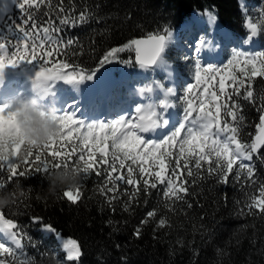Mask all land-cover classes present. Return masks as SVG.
Returning <instances> with one entry per match:
<instances>
[{
	"label": "trees",
	"instance_id": "obj_1",
	"mask_svg": "<svg viewBox=\"0 0 264 264\" xmlns=\"http://www.w3.org/2000/svg\"><path fill=\"white\" fill-rule=\"evenodd\" d=\"M59 3L60 0H51V11L48 5L28 9L33 18L26 28L31 30L33 23L42 28L49 20L60 28L59 32L51 33L59 39V43L52 47H58L60 54L44 57L42 62H47L45 67H52V62L57 65L67 63L69 68L62 70L65 73L75 68L77 72H95L94 76L108 73L119 77L125 71L132 74L139 67L135 63L133 49L119 52L102 67L99 61L112 48L123 47L133 39L175 31L193 12L211 14L218 24L244 45L254 38L249 40L250 30L246 27L247 17L240 8V0H63L69 14L79 16L81 12L87 13V21L75 25H60L56 16V5ZM244 4L246 9L254 8L253 15L259 28L256 37L259 53H264V0H244ZM26 19L25 11L18 5L0 26V40L12 42L9 53L16 50V41L22 36L17 29ZM69 39L73 43L65 47ZM20 47L22 49L23 45ZM172 53H167L166 62L169 65L179 70L187 67L188 72L193 73L194 66L188 58L182 61ZM229 54L224 49L220 62L225 61ZM17 67L33 70L39 65L34 61L32 65L22 63ZM151 74V79L161 82V76L155 72ZM235 75L240 74L237 71ZM226 83L230 85L231 81ZM252 90L254 100L244 99L243 89L240 94L228 97L229 104L240 105L243 121L239 135L247 143L254 139L260 116L264 114L260 111L264 107V77L253 79ZM226 91L231 93L232 87ZM221 118L233 123L231 117L222 115ZM0 133H3V126H0ZM60 144L61 155L55 159L63 166L68 150L65 142ZM55 147V144H50V151ZM260 154L264 155V148ZM90 155L85 150V160L93 163L95 168L99 153L91 160L88 159ZM108 158L111 159L110 156ZM46 159H53L50 152L46 153ZM66 162L73 167L83 164L78 151L68 154ZM250 163L254 165L251 180L243 174L241 179H233L235 166L227 183H219L215 176L209 177L206 171H202L199 178H187L189 194H182L184 200L166 198L163 195L166 182L158 183L157 188L150 189L148 193L141 191L129 211H124L127 196L120 195L109 205L100 193L107 178L103 171L108 167L106 164L99 167V175L91 170L85 174L76 203L62 194H48L44 180L47 173L43 170L36 171L31 165L18 163V170L27 167L28 174L10 176L5 165L0 169V180L5 183L0 191H11L17 181L31 189L24 197L13 196V203L0 211V215L17 225L13 232H18L21 240L20 248L8 246L14 251V256L4 254L0 259L5 264H24L29 257L34 258L35 264H264V214L256 208L251 209L249 214L247 207L253 197L260 198L264 188V163L255 156ZM53 169L56 168L49 164L48 172ZM122 171L126 173V169ZM120 187L121 191L130 189L127 184ZM149 211H156L157 215L149 218ZM162 218L166 224L159 227ZM144 220L148 222L143 223ZM47 227L62 239H72L80 245L82 254L78 261L66 259L55 235L43 233ZM137 229L140 230L139 236L136 235Z\"/></svg>",
	"mask_w": 264,
	"mask_h": 264
},
{
	"label": "snow or ice",
	"instance_id": "obj_2",
	"mask_svg": "<svg viewBox=\"0 0 264 264\" xmlns=\"http://www.w3.org/2000/svg\"><path fill=\"white\" fill-rule=\"evenodd\" d=\"M12 2L18 4L19 8L25 11L28 19L24 20L17 29L19 33H22V36H19L16 41L15 51L11 53L8 51L9 46L12 45L11 41L6 43L0 40V74L6 68H15L22 63L32 65L35 61L39 65L38 76L50 73L56 79L72 85L93 79L95 72L88 74L83 70L77 72L73 68L71 72L65 73L62 70L69 68L67 63L61 62L57 65L52 62V67H45L47 62H42L44 57L60 54L58 47H52L59 43V39L51 34L54 31L59 32L60 28L54 26L53 22L49 20L42 28L39 24L33 23L32 29H27L26 25L32 22L33 18V13L27 10L39 9L42 5H48L51 11V0H12ZM56 8H58L56 16L59 18L60 25H75L77 22L87 21L86 12H81L79 16H76L75 13L69 14L63 5V0H60ZM209 15L214 22L215 17ZM246 27L250 30L249 40L258 35V28L255 24L249 23ZM41 32L43 35H40ZM171 38L172 33L168 31L166 35H151L146 39H133L123 47L112 48L99 63L102 67L105 63L111 62L119 52L134 48L135 63L141 68L159 65L163 63L161 53ZM72 43L73 41L69 39L65 47ZM21 45H23L22 49ZM209 45H214V41L202 38L194 49L198 53L196 79L197 83L202 85V91L197 93L196 97L199 107H195L191 100L186 99L187 107L184 109L182 121L170 135L161 141L145 142L140 134L167 126L168 121L165 119V113L174 106L171 102L160 106L158 112L143 115H137L140 109L136 108L134 117L121 116L107 124L103 122L85 124L84 121L75 118L70 107L69 112H64L59 117L60 134L58 137L41 150L28 151L21 161L18 159V155L23 143L16 136L19 110L10 111L7 105H0V121H3V133H0V169L7 165L10 176H24L28 174L27 167L18 170V163H23L25 166L31 165L36 171L43 170L48 173L49 164L52 168L61 167L60 162L55 158L61 155L60 142L63 141L68 150L64 156L63 166H69L66 162L68 154L75 151L79 152V160L83 162L82 165L78 164L77 166L85 174L91 170L97 171L99 175L101 174L98 170L99 167L108 165L103 170L107 178L100 188V193L105 196L109 205L120 195L127 196L124 211H129L131 203L136 202L141 191L148 193L150 189L157 188L158 183L166 182V189L163 193L166 198L173 201L184 200L182 194H189V188L186 186L187 178H199L202 176V171H206L209 177L215 176L219 183H227L235 166L233 179L239 180L243 174L248 180H251L254 176V165L252 163L245 164L244 161L251 162L255 156L261 163H264V155L260 154V150L264 148V115L260 116V125L254 139L250 143L244 142L239 135L240 124L243 121V117L240 115V105L238 103L229 104L228 97L240 94L243 89L244 99L254 100L252 81L255 77H264V53H257L253 56L237 51L233 58L228 60L225 70L213 67L202 68L199 53ZM129 63L131 62L129 61ZM237 71L239 76L235 75ZM201 72L204 73L203 78ZM217 76L219 77L218 90L212 84ZM226 81H231V84H227ZM228 87H232L231 93L226 91ZM167 89L169 95H175L174 89ZM193 90L194 86L189 85L188 94L191 95ZM260 111L264 112V107ZM193 112H196L195 116H193ZM222 115L231 117L233 123L222 119ZM139 121H146V123L142 125ZM97 130H99V134H97ZM221 137L224 138L221 139ZM50 144L56 145L54 150L50 151ZM174 148L177 151H173ZM85 150L91 153L88 157L89 160L95 157L97 152L99 153V159L95 161V168L93 163L85 160ZM49 152L53 158L51 161L46 159V153ZM205 165H207L206 168ZM124 169H126V173L122 171ZM121 184L129 185L130 189L121 191ZM4 187L5 183L0 180V190ZM108 193H112V195L109 196ZM62 195L72 203H76L80 198V187L75 192L65 191ZM247 207L249 214L253 208L259 209L264 214V188L261 189L260 198L253 197ZM156 215V211L147 213L149 218H154ZM0 220L3 221V228L7 230V235L16 247L20 248L21 240L18 238V232L12 231L17 228V225L10 219H5L3 215H0ZM142 222L147 223L148 221ZM165 224V219L159 220V227H164ZM49 230L51 231V228ZM136 235H140L139 229H137ZM63 249L67 253L68 261L78 260L82 254L80 245L72 239L63 243ZM4 254L15 255L11 248L0 243V256ZM0 264H5V261L0 259Z\"/></svg>",
	"mask_w": 264,
	"mask_h": 264
},
{
	"label": "rangeland",
	"instance_id": "obj_3",
	"mask_svg": "<svg viewBox=\"0 0 264 264\" xmlns=\"http://www.w3.org/2000/svg\"><path fill=\"white\" fill-rule=\"evenodd\" d=\"M15 8L17 9L18 5H16ZM240 8H241L242 12L247 17L246 24L248 25L249 23H252V24H255L258 28V21H256L254 19L255 17L253 15L254 8L251 9V7H249L246 9L245 6L243 7L241 2H240ZM197 14L199 16L198 15H191V17L188 21L183 23L181 26H179L175 30V32H173L175 40L172 42V44H170L168 46V50H167V53L173 52L172 54L179 56L182 61H185V58H188L194 66L193 73H189L187 67L184 70H179V69L174 68L173 66H171L167 63L164 66L165 69L154 68L155 67L154 66L151 68L150 71H139V70H137L135 72V74L131 77L132 79L142 78L143 80H145V81H143V83H145L148 81V78L151 79V75H152L151 73L155 72L159 76L162 77L161 83H163L164 88H166V89L172 88L175 91V95H169L172 97L171 101H169V102L173 103L174 106L168 109V111H170V112H172V111L174 112V110H175L174 113L172 112V114L175 116V121L174 122L172 121V123H170V118L166 117V113H167L166 112L165 113V119L168 121L167 126L163 127V128L158 127L161 131L159 132L158 136L155 137V139L148 137L149 135H154L153 133H149V132L145 133L146 137L141 136V138L145 142H149V141L159 142L162 139H164L166 136L170 135L175 130V128L182 121V118L184 115V109H185V107H187L186 99L191 100L195 107H197V108L199 107V101L196 99V97H197V93L202 91V85L198 84L197 79H196V61H197L198 53L194 49L196 48L197 42L200 39L207 38L211 41H214V45H209V47L204 48L203 51L201 53H199L200 66L202 68L213 67V68H217L220 70H225V67L227 66L228 60L232 59L237 51H241V52H244L246 54L253 55V56L256 55L257 53H259V51H260L258 49L259 48L258 43L257 44L256 43H252V44L247 43L246 45H244L241 43L240 40L234 39V37L232 35H229V34L228 35L230 36V38H229L230 41L227 40L226 38H224L222 36V34L216 28H212L209 26L208 16H207L208 14H206V13L201 14V15H200V13H197ZM202 25H203L204 29L200 30V27H202ZM258 32H259V30H258ZM254 41H255V39H254ZM223 46L226 47V50L229 51L230 54H229V57L221 63L220 59H221V53H222L221 51H222ZM216 53H217V55H216ZM166 57H167V55L165 56V61H166ZM15 68H6L2 74H6L7 72H11V74H14L15 76L21 78V81L24 82V76L33 75V73H34V71H31V70H17ZM103 76L104 75H99L98 77L101 78ZM201 76L203 78V76H204L203 72H201ZM128 77H129L128 71H125L121 74V76H119V78H112L110 76V79H111V81H113V83L118 84L121 87L124 85V89L122 90V92L128 91V94H129L130 89H132V87L127 86L124 83L128 79ZM99 78H97V79H99ZM218 80H219V77L217 76L216 79H214L212 81V84L216 86L217 90L219 88ZM165 81L168 82V86H165ZM66 84L67 83L60 81V82L56 83V86H58V90H63L62 88ZM21 85H23L22 82H21ZM84 85L86 86V84L80 83V84H78V86L80 88L77 87L80 90V97L79 98L81 100L83 99V96H81V95L83 94L82 89H83ZM189 85L194 86V90L191 93V95H189L187 92ZM77 88H76V90H77ZM19 90L20 89L13 91L11 95L16 96L18 93H20ZM108 90L110 91V89H108ZM67 91L70 95L71 94L73 95L75 93V90L72 87H70ZM103 91L104 92H103L102 97H101L102 99L104 97V94H106V90H103ZM111 92H112V90H111ZM68 93H66V95H69ZM92 95L94 96V93L92 94V92H90L86 96L92 100L93 99ZM122 98L123 97L115 99V101L111 104L113 111H115L117 108H119L118 102L119 101L123 102ZM201 98H203V97H201ZM98 99L99 98H97V100H95V101L100 102ZM155 99L159 100V97L156 96ZM134 100L135 99H133V97H132V99H130L129 102H132ZM82 102H83L82 106H85V105L89 106L90 105V103H88V102H85V101H82ZM103 103H105V101H103ZM142 103H144V102H142ZM142 103H139V104H142ZM66 108H67V106L63 107V109L61 110V114H63L64 112H67ZM94 108H95V106H94ZM94 108L92 109V111H88V112L85 111L83 114H82L81 108H75L73 111L75 114V118L84 121L85 124H87V123H100V122L107 124L108 122L114 121V120L120 118L121 116L127 117V115H128V116L134 117L136 115L135 106L130 107V110L128 112L117 111L113 115H111L109 118L103 117V114L106 113L107 111L104 108V104L102 105V102H100V105H98V107L96 108V111L93 112ZM123 108H124V106H123ZM125 108H126V105H125ZM111 111L112 110H110V112ZM79 113H81L82 116L79 115ZM195 115H196V112H193V116H195ZM0 126H3V121H0ZM16 134L19 136V129L18 128L16 130ZM97 134H99V130H97ZM223 138L224 137H221V139H223ZM245 162H248V161H245ZM6 235L7 234H5V238H3L2 235L0 234V243H3L5 245V247H8L10 245H13L16 247L15 243L13 241L9 240ZM59 246L62 248L63 253L65 254L66 259H67V253L64 251L63 246L60 244H59ZM73 261H78V260H73Z\"/></svg>",
	"mask_w": 264,
	"mask_h": 264
},
{
	"label": "clouds",
	"instance_id": "obj_4",
	"mask_svg": "<svg viewBox=\"0 0 264 264\" xmlns=\"http://www.w3.org/2000/svg\"><path fill=\"white\" fill-rule=\"evenodd\" d=\"M164 63V62H163ZM158 67L161 64L157 65ZM141 71H150L151 67L141 68ZM39 69H36L29 78L30 89L29 95L18 93L16 96L6 100L10 111L19 110L17 118V126L19 129V140L23 141V147L19 152L18 159L23 160L28 151H37L44 146L53 142L60 134L59 117L61 115L58 100L55 96L54 87L57 82L62 80L56 79L52 74L45 73L37 75ZM156 91H160L159 100L155 99ZM133 98L143 100L144 103L135 106L140 109L137 115H143L151 112H158L160 106L169 102L168 89L164 88L163 83L158 80L150 79L143 84L133 85L130 89ZM142 125L146 121H139ZM85 179L80 167L61 166L53 169L44 176L47 182V192L52 196L62 194L65 191L75 192L81 187ZM31 187L25 186L17 181L11 191H0V211L9 207L13 203V196L24 197ZM0 233L7 234V230L3 228V221L0 220ZM24 264H35L32 257L27 258Z\"/></svg>",
	"mask_w": 264,
	"mask_h": 264
},
{
	"label": "bare ground",
	"instance_id": "obj_5",
	"mask_svg": "<svg viewBox=\"0 0 264 264\" xmlns=\"http://www.w3.org/2000/svg\"><path fill=\"white\" fill-rule=\"evenodd\" d=\"M240 2H241V4L244 7L245 6L244 0H240ZM193 15H198V14L194 13ZM207 16H208L209 26L212 27V28H216L222 34V36L224 38H226L227 40L230 41V39H229L230 38V36H229L230 34L225 29H223L216 21L213 22L211 20V18H210V15H207ZM201 29H204L203 25H202V27H200V30ZM173 32H175V31H173ZM173 32H171L172 33L171 41L166 45V47L164 48V50H163V52L161 54V59L163 60L164 63H161L160 67H158L157 65H154L155 66L154 68L165 69L164 66H165V64H167V62L165 61V56L167 55L168 46L170 44H172V42L175 40ZM250 43L251 44L252 43H256L257 44V40L255 39V41H254V39H253V40H251L249 42V44ZM216 55H217V53H216ZM221 56H222V53H221ZM138 70L141 71L140 67L138 68ZM31 76L32 75L24 76V82H23V81H21V78L15 76L14 74H11V72H7L6 74H0V105L4 104L6 100H9L12 97H14L15 95H11V94H12L13 91H16L17 89H20L19 91L23 95H29L30 94V92H29V89H30L29 78ZM97 78H99V77L96 76L91 81L84 83V84H86V86L84 85V87L82 89V91H83V94L81 95V96H83L82 100L79 98L80 97V90L78 88H80V87L78 85L66 84L62 88L63 90H58V86H56V84H55L54 91H55L56 99L58 100L60 111L63 109L64 106H67V108H66L67 112L70 111V107H71V111H74L75 108H81L82 109L81 111H82V114H83L85 111L86 112L92 111V109L95 106V108L93 110V112H94V111H96V108L98 107V105H100V102H102V105L104 104V108L107 111L106 113L103 114V117H108L109 118L115 112L119 111V109H120L121 112H128L130 110V107H132V105H134L135 103L144 102L143 100H139V99H136V98H133V99H135L134 101L129 102V100L132 99L133 96L130 93L128 94V91H127L124 94V98H122L123 101H125V103L121 107L119 106V108H117V109L115 108L116 110L113 111L111 103H113L115 101V97H114L115 90H114V88L112 90V94L111 93H107V92H109L108 89L111 88V83H112V81L110 79V76L109 75H104L103 77H101L99 79H97ZM135 81L137 82V84H143V81H145V80L140 78V79H135ZM21 82L23 83V85H21ZM102 86L104 87V90H106V93H107L105 99L104 98L102 99L101 98L102 96L99 95L100 94L99 92L101 91ZM165 86H168V82H166V81H165ZM70 87H72L75 90V93L73 95L72 94L70 95L68 93V91H67ZM76 88H77V90H76ZM90 92H92V94L94 93V96L92 95V97H93L92 100L86 96ZM66 93H68L69 95H66ZM156 96L160 98L161 93L159 91H156L155 98H156ZM97 98H99L98 100L100 102L95 101V100H97ZM171 99H172V97L169 96L168 100L171 101ZM82 101L88 102V103H90V105L89 106H87V105L82 106V103H83ZM103 101H105V103H103ZM125 105H126V108H125ZM123 106H124L125 109L123 108ZM110 110H112V111L110 112ZM172 112L167 111V113H166V117L170 118V123H172V121L173 122L175 121V116L172 114ZM174 112H175V110H174ZM82 114L79 113V115H81V116H82ZM160 131L161 130L159 128H157L154 131L149 132V133H153L154 135H149L148 137L152 138V139L153 138L155 139V137L158 136ZM140 135L143 136V137H146L145 133L140 134ZM43 233L45 235H55L48 228L47 229L44 228L43 229ZM0 234L2 235L3 238H5V233H0ZM6 236H7V238L9 240H11L8 235H6ZM55 238H56L57 242L60 245H62V246H63V243L65 241H67V240L62 239L60 237V235L59 236L55 235Z\"/></svg>",
	"mask_w": 264,
	"mask_h": 264
},
{
	"label": "water",
	"instance_id": "obj_6",
	"mask_svg": "<svg viewBox=\"0 0 264 264\" xmlns=\"http://www.w3.org/2000/svg\"><path fill=\"white\" fill-rule=\"evenodd\" d=\"M15 6H16V4H14L12 2V0H0V25H2L5 22L6 18L13 13V9ZM139 39H146V38H139ZM132 49H133V53L135 55V50H134V48H132ZM152 67H154V65Z\"/></svg>",
	"mask_w": 264,
	"mask_h": 264
}]
</instances>
